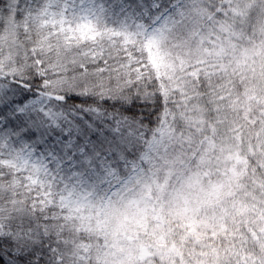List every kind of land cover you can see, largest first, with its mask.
Returning <instances> with one entry per match:
<instances>
[{"label":"snow or ice","instance_id":"6c2138e0","mask_svg":"<svg viewBox=\"0 0 264 264\" xmlns=\"http://www.w3.org/2000/svg\"><path fill=\"white\" fill-rule=\"evenodd\" d=\"M0 264H264V0H0Z\"/></svg>","mask_w":264,"mask_h":264}]
</instances>
